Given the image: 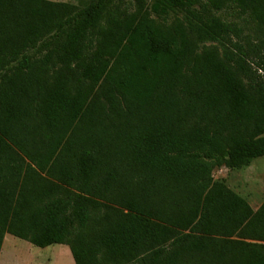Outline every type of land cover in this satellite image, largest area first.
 Returning a JSON list of instances; mask_svg holds the SVG:
<instances>
[{"label":"trees","instance_id":"obj_1","mask_svg":"<svg viewBox=\"0 0 264 264\" xmlns=\"http://www.w3.org/2000/svg\"><path fill=\"white\" fill-rule=\"evenodd\" d=\"M147 1L0 0V248L264 264V200L211 175L264 158V0H162L191 23L174 47L137 30Z\"/></svg>","mask_w":264,"mask_h":264},{"label":"rangeland","instance_id":"obj_2","mask_svg":"<svg viewBox=\"0 0 264 264\" xmlns=\"http://www.w3.org/2000/svg\"><path fill=\"white\" fill-rule=\"evenodd\" d=\"M70 3L77 8L86 6L93 0H52ZM222 20L236 22L230 10L217 14ZM190 20L178 10L172 8L162 0H148L143 11L137 30L148 27L151 32L163 39L173 40L172 47L177 44L188 31ZM112 61L106 75L117 79V70L122 61V52ZM146 94H138L141 101L146 99ZM264 158H256L252 162H263ZM257 175L253 169L232 171L224 168L212 172L213 181H224L225 184L237 195L243 197L253 206H257L264 199V174L258 170ZM0 264H73L66 246L50 245L38 248L29 243L4 235L0 248Z\"/></svg>","mask_w":264,"mask_h":264},{"label":"crops","instance_id":"obj_3","mask_svg":"<svg viewBox=\"0 0 264 264\" xmlns=\"http://www.w3.org/2000/svg\"><path fill=\"white\" fill-rule=\"evenodd\" d=\"M47 1H51V2H57V1H52V0H47ZM264 136V134H263ZM225 169V168H224ZM244 171L248 170V169H253V172L256 173L257 175H260L261 173H257L258 170H262L263 174H264V161L263 162H259V163H254L251 162L247 167L243 168ZM242 170V169H240ZM232 171H239V170H232ZM264 200V199H263ZM245 201L247 202V200L245 199ZM262 202V201H261ZM261 202L257 205V206H253L251 203L247 202L248 206L250 207V209L252 211H255L259 205L261 204ZM63 246V245H62Z\"/></svg>","mask_w":264,"mask_h":264}]
</instances>
